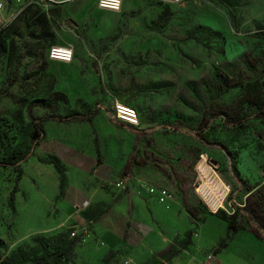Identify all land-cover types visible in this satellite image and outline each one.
<instances>
[{
    "label": "rangeland",
    "instance_id": "374dc122",
    "mask_svg": "<svg viewBox=\"0 0 264 264\" xmlns=\"http://www.w3.org/2000/svg\"><path fill=\"white\" fill-rule=\"evenodd\" d=\"M7 1L15 7V0ZM61 1L52 8L46 31L28 19L25 9L0 32V159L27 152L31 101L49 103L33 110L38 117L94 108L99 115L92 126L45 123L43 141L20 165L23 175L12 205L16 173L0 168V262L17 248L34 246L33 239L53 243L67 235L74 241L68 264H121L118 250L112 256L100 249L94 224L101 207L71 210L57 192L52 167L38 161L52 158L47 153L57 154V148L62 156L93 151L92 128L104 153L101 161L120 166L116 182L131 172L126 162L145 144L163 163L133 169V174L163 182L155 187L174 195L170 211L190 218L187 230L174 239L176 255L189 241L187 233L196 231L198 219L211 223V243L187 247L189 264H198V258L211 261L217 239L213 230L217 240L224 237V215L236 214L251 232L264 234V160L255 167L256 175L253 164L243 161L252 158L253 149L264 151V0H185L177 5L122 0L119 13L98 10L96 0ZM53 45L70 46L73 60H48ZM216 72L228 78L225 92L215 81ZM249 87L260 92V108L245 102ZM113 100L137 111L138 130L116 120ZM238 111L242 128H234L230 119ZM201 170L220 191L228 187L234 213L227 207L228 213L221 210L224 215L212 213L203 205L197 190L205 183ZM257 185L259 197L243 201L242 195Z\"/></svg>",
    "mask_w": 264,
    "mask_h": 264
},
{
    "label": "crops",
    "instance_id": "0c3cea01",
    "mask_svg": "<svg viewBox=\"0 0 264 264\" xmlns=\"http://www.w3.org/2000/svg\"><path fill=\"white\" fill-rule=\"evenodd\" d=\"M143 146L147 148L144 149ZM143 146L140 154L150 153L147 144ZM115 148L116 146H114ZM74 152L76 153L73 155L69 151V156H62L57 148V154L52 152L47 153V156L57 158L64 169L63 203L75 212L85 211L91 206L101 207V213L97 215L94 225L99 243H103V246L100 245L103 253L118 250L122 256H128L138 263L151 262L152 260L155 261L156 257L166 256V264L172 262L189 264L188 252L190 250L196 247L204 248L211 243L207 236L208 231L212 230L211 223L198 219L196 231L192 232L191 244L188 246L190 250L183 248L176 255L175 248L177 247L173 243L174 239L176 235L187 230V223H191L190 218L184 220V218L179 217L181 216L179 212L175 214L170 211L173 204H176L175 200L170 204L169 209H165L157 202L155 196L149 195L141 188L142 184L155 187L156 185H163V182L139 173L133 174L135 169L142 170L146 166L161 168L163 167L161 161L156 166L145 161L131 164L128 160L127 165L132 167L131 172L128 171L131 179L127 183V189L120 191L115 186L116 180L119 179L117 178L119 164L115 165V161L97 162L94 145L93 151H89L88 154ZM110 154L116 156L115 151ZM263 154L264 151L253 149L252 158L250 156L243 157V161L253 164L255 175L260 174L255 167L264 160ZM100 156L102 159L104 153H100ZM235 159L240 160V158ZM52 170L54 169L52 168ZM125 174L122 175L121 179ZM53 177L56 181L57 192H60L59 178L55 171ZM261 183H264V178ZM259 187L257 185L248 189L241 199L245 201L248 197L258 198L260 195L257 191ZM239 225L244 227L231 235L227 248L222 249L217 254L212 252L211 261L206 262L205 259L198 258V264H264V234L259 233L257 235L251 232L245 222H241ZM226 228H224V237L227 232ZM217 235L213 230V237L218 239L219 236ZM217 239L213 247H216L220 241ZM141 253H146L147 256L142 259L138 258L137 256L143 255ZM107 259L110 258L107 257Z\"/></svg>",
    "mask_w": 264,
    "mask_h": 264
},
{
    "label": "trees",
    "instance_id": "16d2710c",
    "mask_svg": "<svg viewBox=\"0 0 264 264\" xmlns=\"http://www.w3.org/2000/svg\"><path fill=\"white\" fill-rule=\"evenodd\" d=\"M158 3H161L157 1ZM165 4V3H161ZM59 5V4H58ZM170 5V4H165ZM57 7V6H56ZM53 7V8H56ZM35 7H28L26 8V12L29 13L28 19L31 20L32 23L40 24L43 26V30H47L49 27L48 20L51 19V11L52 8L49 10L48 14L41 9L35 8L34 10H31ZM27 19V20H28ZM10 27V26H9ZM7 27L6 29H8ZM5 29V30H6ZM3 30V31H5ZM2 32V31H1ZM49 60V59H48ZM215 81L218 84L219 89H221L220 92H225L226 89H228V78L221 75L219 72H216L214 74ZM224 89V90H223ZM264 92V85L262 86V89L260 92ZM245 102L249 104V106H253L255 108H260L262 106V97L260 95V92L257 91L255 88L245 89ZM49 103L47 100L44 99H37L34 101H31L28 104L27 107V115L30 119L33 132L29 138V145L28 150L26 153L22 155L14 154L8 156L7 159H0V168H10L16 173L15 177V187L13 188L12 192L9 196V204L12 205L14 194L17 190V183L20 181L23 170L21 168V163H24L28 160V158L33 155V149L38 146L44 139V125L47 122H56L60 124H70V123H88L90 126H92L94 119L99 115V109L94 108L90 112L83 113V112H71L65 115L56 114V113H50L45 114L43 116H35L33 114V110L35 108H48ZM242 112H237L236 115L231 117V121L234 128H242L244 123V118L241 117ZM92 134H93V145L95 148V152L97 155V162L101 161L100 151H99V140L96 135V131L94 128H92ZM51 157V156H50ZM38 161L42 164L51 166L55 173L58 175L59 178V195H63V190L65 188V173L64 169L61 166L59 160L55 157H52L48 160L45 159H38ZM129 161L131 164H138L141 161L142 162H150L154 165H158V162H160L157 157L154 156L152 151L150 153L144 152L139 154H133L130 156ZM221 213L222 211H218ZM101 213V211L98 213V215ZM221 214L224 215L222 212ZM235 215H224V218L227 221V232L224 238H222L215 248H213V254L219 253L222 249L228 247L229 240L231 238V235L237 232L239 229L240 220L239 217ZM192 231H189L187 233V239L189 240L187 243L183 245V248H187L191 244V237H192ZM34 246L27 245L24 248H17L16 250L12 251L9 256H6L0 264H27L29 262L35 263V264H68L70 261L71 251L72 247L74 245V241H69L67 235H60L57 237V242L52 243L51 240L46 241L43 238H37L32 240Z\"/></svg>",
    "mask_w": 264,
    "mask_h": 264
},
{
    "label": "built area",
    "instance_id": "2783aa9c",
    "mask_svg": "<svg viewBox=\"0 0 264 264\" xmlns=\"http://www.w3.org/2000/svg\"><path fill=\"white\" fill-rule=\"evenodd\" d=\"M161 3L177 5L185 0H157ZM63 1L61 0H15V7H11L7 0H0V32L9 27L18 16L28 7H35L41 9L42 11L48 14L49 10L53 7H56L58 4H61ZM123 1L122 0H96V6L98 9L102 11L119 13L122 9ZM74 52L70 46H58L53 45L50 47L48 51V59L52 62L58 63H70L73 60ZM112 114L116 118L119 123L125 125L129 129L138 130L140 125V120L138 117L137 111L124 103L113 100L112 101ZM205 183L200 186L197 190L202 199L203 205L212 211V213H216L219 210H222L228 213L227 208L232 210L231 203L234 202V199H229L228 187L225 188V191H220L219 186L213 180L209 178V176L205 173V171H201ZM131 179L130 174L126 173L123 178L118 181L115 186L120 191H125L127 189V183ZM141 188L144 189L149 195L155 196L157 202L162 205L165 209L170 208V204L174 201V195L166 189H158L154 186H147L142 184ZM228 198V199H227ZM225 203V204H224ZM227 207V208H226ZM231 213V214H232ZM103 246V243H100ZM114 252V253H113ZM110 251L109 255L112 256L118 252ZM110 256V257H112ZM109 258V256H108ZM121 264H142L138 263L132 258L128 256H123L120 262ZM156 264H166L167 261L156 257ZM27 264H35V263H27Z\"/></svg>",
    "mask_w": 264,
    "mask_h": 264
},
{
    "label": "bare ground",
    "instance_id": "6f19581e",
    "mask_svg": "<svg viewBox=\"0 0 264 264\" xmlns=\"http://www.w3.org/2000/svg\"><path fill=\"white\" fill-rule=\"evenodd\" d=\"M202 171V170H201Z\"/></svg>",
    "mask_w": 264,
    "mask_h": 264
}]
</instances>
